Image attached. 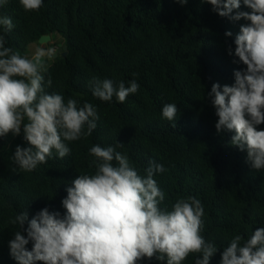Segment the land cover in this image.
<instances>
[{"label": "trees", "instance_id": "16d2710c", "mask_svg": "<svg viewBox=\"0 0 264 264\" xmlns=\"http://www.w3.org/2000/svg\"><path fill=\"white\" fill-rule=\"evenodd\" d=\"M240 11H250L241 3ZM0 16L12 19L5 33L6 46L25 55L42 35L61 37L51 42L57 57L43 73L52 79L48 93H60L97 108L99 120L91 136L67 142L71 152L56 153L32 172H22L10 157L19 145H29L23 135L0 138V264H17L8 241L19 230L10 218L26 211L29 219L48 207L63 214L66 187L81 173L92 172L93 145L115 146L127 154L131 166L145 175L149 161L164 165L155 179L165 193L161 207L178 198L193 196L204 207L202 235L218 247L210 264H219L223 248L235 234L245 238L264 227V169L247 162V152L230 145L234 133H217L218 117L206 93L213 83H234V70L242 64L228 55L245 20L220 17L200 0L181 5L175 0H43L38 11L25 12L19 0L0 7ZM231 31L233 36L226 37ZM67 46L65 56L64 47ZM29 56V55H28ZM30 57V56H29ZM93 77L140 85L124 103L104 102L92 95ZM175 103L180 111L172 122L162 107ZM264 129V124L259 126ZM27 227V223L25 224ZM31 250V242L27 245ZM190 254L183 264H194ZM143 264H159L144 261Z\"/></svg>", "mask_w": 264, "mask_h": 264}, {"label": "clouds", "instance_id": "9594fccd", "mask_svg": "<svg viewBox=\"0 0 264 264\" xmlns=\"http://www.w3.org/2000/svg\"><path fill=\"white\" fill-rule=\"evenodd\" d=\"M9 0H0V7ZM185 5L189 0H175ZM210 4L220 17L245 20L235 35L234 51L228 55L242 64L234 70V83H213L206 93L218 117L217 133H234L230 145L247 152V162L255 170L264 169V0H200ZM241 3L250 11H240ZM25 12L38 11L43 0H19ZM14 28L12 19L0 16V138L23 135L29 145L17 146L10 157L22 172H32L47 163L53 153L63 159L71 149L67 142L86 139L97 128V108L88 102L79 106L75 98L48 93L52 79L45 81L46 67L41 57L52 51L40 50L33 58L6 46L5 33ZM226 37L233 36L231 31ZM57 50L54 49V51ZM92 95L104 102L115 97L124 103L138 92L135 79L114 82L93 77ZM175 103L162 107V117L175 128ZM115 146L93 145L92 172L78 174L62 199L63 214L44 207L29 219L20 212L9 223L19 230L8 241L17 264H183L195 254L194 264H210L218 247L202 235L205 215L201 201L193 196L178 198L169 209L161 207L165 193L154 178L167 169L149 161L145 175L131 166L127 154ZM27 223V227L25 224ZM31 242V250L27 245ZM219 264H264V227L245 238L235 234L223 248Z\"/></svg>", "mask_w": 264, "mask_h": 264}, {"label": "rangeland", "instance_id": "374dc122", "mask_svg": "<svg viewBox=\"0 0 264 264\" xmlns=\"http://www.w3.org/2000/svg\"><path fill=\"white\" fill-rule=\"evenodd\" d=\"M61 41H62V39H61V37H57V36H53L52 37V41H50L49 43H51V42H55L56 43V45H61ZM49 43L48 44H44V45H41L39 42L38 43H34V44H31L30 46H29V48L27 49V52H25V55L26 56H34V54L36 53V52H38L41 48H44L45 50H47V46L49 45ZM48 50H51L52 51V55L51 56H47L46 58H44V60H43V63H44V65H45V67H46V70L50 67V65L52 64V62H53V59H54V57H53V54H55V51H54V49H51V48H49ZM47 50V51H48ZM28 56V57H29Z\"/></svg>", "mask_w": 264, "mask_h": 264}, {"label": "water", "instance_id": "95a60500", "mask_svg": "<svg viewBox=\"0 0 264 264\" xmlns=\"http://www.w3.org/2000/svg\"><path fill=\"white\" fill-rule=\"evenodd\" d=\"M51 41V36L50 35H42L40 38H39V40H38V42L41 44V45H46V44H48L49 42ZM40 50H45L44 48H41ZM39 50V51H40ZM64 50H65V52L62 54L63 56H65L66 55V53H67V46H65L64 47ZM38 51V52H39ZM46 52H47V50H45ZM37 52V53H38ZM37 53L34 55V56H31V57H29V58H33V57H35L36 55H37ZM47 56H44V57H41L40 59H41V61L43 62V60H44V58H46ZM53 57L54 58H56L57 57V53H55V54H53Z\"/></svg>", "mask_w": 264, "mask_h": 264}, {"label": "crops", "instance_id": "0c3cea01", "mask_svg": "<svg viewBox=\"0 0 264 264\" xmlns=\"http://www.w3.org/2000/svg\"><path fill=\"white\" fill-rule=\"evenodd\" d=\"M35 55V54H34ZM33 56V55H32Z\"/></svg>", "mask_w": 264, "mask_h": 264}, {"label": "flooded vegetation", "instance_id": "af4514ba", "mask_svg": "<svg viewBox=\"0 0 264 264\" xmlns=\"http://www.w3.org/2000/svg\"><path fill=\"white\" fill-rule=\"evenodd\" d=\"M36 54V53H35Z\"/></svg>", "mask_w": 264, "mask_h": 264}]
</instances>
